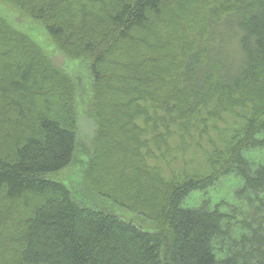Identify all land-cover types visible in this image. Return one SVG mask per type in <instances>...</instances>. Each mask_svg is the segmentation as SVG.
I'll return each mask as SVG.
<instances>
[{
    "label": "trees",
    "instance_id": "obj_1",
    "mask_svg": "<svg viewBox=\"0 0 264 264\" xmlns=\"http://www.w3.org/2000/svg\"><path fill=\"white\" fill-rule=\"evenodd\" d=\"M4 1L87 63L84 180L110 207L57 177L78 151L73 76L0 12V264H264V162L247 155L264 150V0ZM225 111L243 125L208 174L149 164L158 126ZM230 174L243 180L230 213L184 205Z\"/></svg>",
    "mask_w": 264,
    "mask_h": 264
},
{
    "label": "rangeland",
    "instance_id": "obj_2",
    "mask_svg": "<svg viewBox=\"0 0 264 264\" xmlns=\"http://www.w3.org/2000/svg\"><path fill=\"white\" fill-rule=\"evenodd\" d=\"M0 12L11 15L19 29L27 28V32H31L30 34L43 44L54 62L73 76L77 88L78 151L72 164L60 171L57 177L70 187L78 201L99 209L109 208L110 200L95 193L84 180L97 130L92 108V78L87 63L71 59L55 45L39 23L17 11L4 0H0ZM240 113L243 111L240 110ZM220 116L208 119L204 116L206 123L196 117H192L191 123L187 124H174L169 120L172 124L170 129L164 128L167 125L158 126L161 132L158 137L161 141L151 143L149 164L167 178L175 175L182 179L189 174H208L213 154L216 151H225L227 140L243 125V119L230 111H225ZM153 128L156 127H151V134ZM247 155L257 163L264 162V150H254ZM242 185V178L236 174L223 176L208 189L191 193L184 205L197 207L205 202L212 208L219 206L222 211L230 213L234 206L241 204L237 191ZM120 211L127 216L131 215L126 210Z\"/></svg>",
    "mask_w": 264,
    "mask_h": 264
}]
</instances>
